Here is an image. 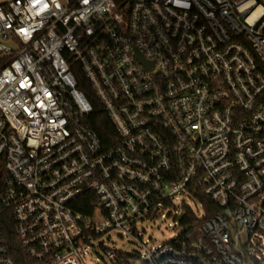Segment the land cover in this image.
I'll return each mask as SVG.
<instances>
[{
	"label": "built area",
	"instance_id": "1",
	"mask_svg": "<svg viewBox=\"0 0 264 264\" xmlns=\"http://www.w3.org/2000/svg\"><path fill=\"white\" fill-rule=\"evenodd\" d=\"M181 195L202 213L178 214ZM168 208L179 234L144 257L103 240L143 243ZM95 246L110 264H264V0H0V264Z\"/></svg>",
	"mask_w": 264,
	"mask_h": 264
},
{
	"label": "rangeland",
	"instance_id": "2",
	"mask_svg": "<svg viewBox=\"0 0 264 264\" xmlns=\"http://www.w3.org/2000/svg\"><path fill=\"white\" fill-rule=\"evenodd\" d=\"M182 205L190 206L191 208H199L202 213L201 207L193 202V200L187 198L186 196H179L175 200V207H177L178 214L181 213L183 207ZM176 215L171 208L165 209L164 216L160 218H155L153 220H146L140 225V229L145 230L143 236V243L136 242L131 235L121 233L118 230H113L109 235L104 237L106 245L117 249L125 254H139L143 257L145 256L148 249L152 247H158L164 242L173 239L179 234V227L176 219ZM85 260L87 264H110L109 260L104 256L103 251L100 247L95 246L88 250V254L85 255ZM135 264H141L138 260Z\"/></svg>",
	"mask_w": 264,
	"mask_h": 264
},
{
	"label": "trees",
	"instance_id": "3",
	"mask_svg": "<svg viewBox=\"0 0 264 264\" xmlns=\"http://www.w3.org/2000/svg\"><path fill=\"white\" fill-rule=\"evenodd\" d=\"M72 72L75 74L78 89L84 93L90 104L93 106L92 112L86 118L87 123L94 128L99 135L100 140L109 146V144L113 143L116 139V132L113 123H111L109 116L104 112L94 90L91 88V85L77 62L72 65ZM202 202L205 210H207V217L213 216V214L218 211L217 207L212 205V202L207 196L202 197ZM213 207L215 209H213ZM194 220L195 216L193 212L188 211L182 222L191 223Z\"/></svg>",
	"mask_w": 264,
	"mask_h": 264
}]
</instances>
